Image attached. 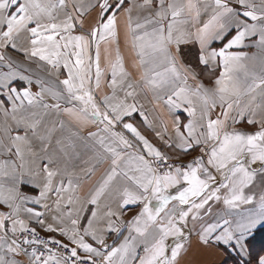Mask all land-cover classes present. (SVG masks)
<instances>
[{"label": "snow or ice", "instance_id": "obj_1", "mask_svg": "<svg viewBox=\"0 0 264 264\" xmlns=\"http://www.w3.org/2000/svg\"><path fill=\"white\" fill-rule=\"evenodd\" d=\"M262 230L264 0H0V264H264Z\"/></svg>", "mask_w": 264, "mask_h": 264}, {"label": "trees", "instance_id": "obj_2", "mask_svg": "<svg viewBox=\"0 0 264 264\" xmlns=\"http://www.w3.org/2000/svg\"><path fill=\"white\" fill-rule=\"evenodd\" d=\"M261 235H264V230H262V233H261ZM259 239H260V237H258V241H259Z\"/></svg>", "mask_w": 264, "mask_h": 264}]
</instances>
